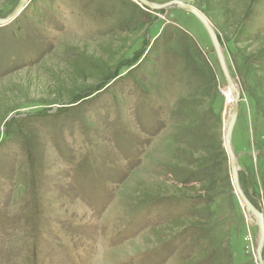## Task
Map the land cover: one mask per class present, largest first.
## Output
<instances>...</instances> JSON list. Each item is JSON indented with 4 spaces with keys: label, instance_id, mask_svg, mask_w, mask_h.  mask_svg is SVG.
Instances as JSON below:
<instances>
[{
    "label": "rangeland",
    "instance_id": "rangeland-1",
    "mask_svg": "<svg viewBox=\"0 0 264 264\" xmlns=\"http://www.w3.org/2000/svg\"><path fill=\"white\" fill-rule=\"evenodd\" d=\"M147 1L215 31L240 92L238 184L264 213V0ZM232 99L178 8L29 0L0 27V264H256Z\"/></svg>",
    "mask_w": 264,
    "mask_h": 264
},
{
    "label": "water",
    "instance_id": "water-1",
    "mask_svg": "<svg viewBox=\"0 0 264 264\" xmlns=\"http://www.w3.org/2000/svg\"><path fill=\"white\" fill-rule=\"evenodd\" d=\"M136 2L139 6L148 9V10H162L167 11L172 8H178L190 15H192L196 20L202 25L205 32L207 33L209 40L214 48L217 61L220 66V70L223 74V77L226 82V88H228L232 94L233 99L230 105V110L228 114L227 123L225 126V133H224V148L228 157V164H229V170H230V180H231V186L234 190V193L240 200L241 204L243 205V210L247 216V218L257 226L258 233H259V240L258 245L255 252V258H256V264H264L261 256L262 247L264 245V213L261 211H257L247 200V198L244 196L243 192L241 191L238 180H237V158L233 154L231 146H230V139L233 132V128L235 125V121L237 118L238 108H239V100H240V92L237 88V85L234 83L233 79L231 78L229 71L227 69L225 59L220 47L219 40L215 34V31L213 30L211 24L206 19V17L197 9L183 4L179 1H170L162 5H156L152 2H149L147 0H133ZM29 3V0H20L17 7L13 11V13L7 17L6 19L1 20L0 19V27L5 26L12 22L19 13L24 9V7ZM251 215V216H250Z\"/></svg>",
    "mask_w": 264,
    "mask_h": 264
},
{
    "label": "bare ground",
    "instance_id": "bare-ground-1",
    "mask_svg": "<svg viewBox=\"0 0 264 264\" xmlns=\"http://www.w3.org/2000/svg\"><path fill=\"white\" fill-rule=\"evenodd\" d=\"M228 93H229V95H230V97H231V99L233 98V94H232V92L228 89ZM230 146H231V141H230Z\"/></svg>",
    "mask_w": 264,
    "mask_h": 264
}]
</instances>
